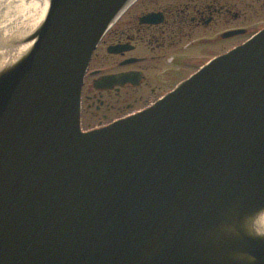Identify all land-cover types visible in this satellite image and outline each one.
Returning <instances> with one entry per match:
<instances>
[{"label": "water", "instance_id": "95a60500", "mask_svg": "<svg viewBox=\"0 0 264 264\" xmlns=\"http://www.w3.org/2000/svg\"><path fill=\"white\" fill-rule=\"evenodd\" d=\"M136 1L0 0V264H264V30L81 129L91 59Z\"/></svg>", "mask_w": 264, "mask_h": 264}, {"label": "flooded vegetation", "instance_id": "af4514ba", "mask_svg": "<svg viewBox=\"0 0 264 264\" xmlns=\"http://www.w3.org/2000/svg\"><path fill=\"white\" fill-rule=\"evenodd\" d=\"M263 30L264 0H137L91 59L81 129L104 128L148 109Z\"/></svg>", "mask_w": 264, "mask_h": 264}]
</instances>
